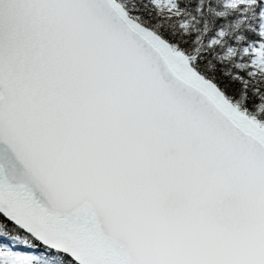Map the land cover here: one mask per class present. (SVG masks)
I'll use <instances>...</instances> for the list:
<instances>
[{"label":"snow or ice","instance_id":"6c2138e0","mask_svg":"<svg viewBox=\"0 0 264 264\" xmlns=\"http://www.w3.org/2000/svg\"><path fill=\"white\" fill-rule=\"evenodd\" d=\"M0 264H264V0H0Z\"/></svg>","mask_w":264,"mask_h":264}]
</instances>
